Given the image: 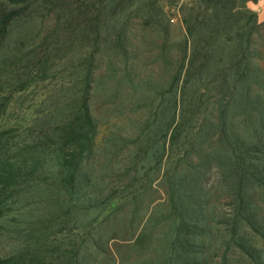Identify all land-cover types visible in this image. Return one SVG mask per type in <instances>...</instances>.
Returning a JSON list of instances; mask_svg holds the SVG:
<instances>
[{
  "label": "trees",
  "instance_id": "trees-1",
  "mask_svg": "<svg viewBox=\"0 0 264 264\" xmlns=\"http://www.w3.org/2000/svg\"><path fill=\"white\" fill-rule=\"evenodd\" d=\"M259 1L196 0L182 5L185 35L180 39L172 36L162 0L24 1L28 8L36 4L54 15L53 50L67 49L60 62L66 57L76 62L70 85L62 86L60 93L74 92L59 98L45 118L36 121L47 130L34 144L19 147L14 162L4 160L11 171L0 168L2 186L14 181L15 170L21 175L46 171L50 186H58L67 196V201L54 199L56 204L68 203L58 219L73 214L74 228L84 221L93 227V216L115 196L114 192L101 196V179L85 170L93 158L98 129L90 102L99 82L97 73L104 70L105 88L114 81L113 100L126 84L135 93L148 95L135 109H145L146 117L134 143L145 146L136 151L121 188L136 213L160 185L169 196V214L151 232L158 242L156 253L163 254L160 264H209L207 249L214 247L213 242L225 249L221 264H229L230 251L254 259L257 249L248 235L264 234V70L255 38L264 21L249 3ZM20 13L18 7L0 20V42ZM135 40L151 46L156 61L162 59L163 73L156 81L132 70L139 59L133 50ZM196 118L200 121L196 125L188 123ZM2 154L0 150V159ZM214 169L220 179L209 188ZM216 194L229 203L225 213L215 214L217 208L211 204ZM112 212L115 215L118 209ZM111 218H103L89 233L99 251L104 245L98 230ZM84 247H75L73 264H84Z\"/></svg>",
  "mask_w": 264,
  "mask_h": 264
},
{
  "label": "rangeland",
  "instance_id": "rangeland-1",
  "mask_svg": "<svg viewBox=\"0 0 264 264\" xmlns=\"http://www.w3.org/2000/svg\"><path fill=\"white\" fill-rule=\"evenodd\" d=\"M24 1L0 0V20L13 9L19 7L21 10L0 42V150L3 152L0 168L7 172L11 171V166L4 160L8 158L6 161L14 162L19 147L34 144L38 134L47 130V125L36 121L44 119L59 98L70 97L74 92L60 93L62 86L70 85L72 77L69 75L75 61L66 57L60 62L59 56L67 49L64 52L53 50L57 39L53 34L54 15L41 11L36 4H30L28 8ZM169 1L162 0V4L171 21L173 38L180 39L185 35L181 7L196 0H177L174 4ZM257 5L251 8L258 13L259 20L264 21V0ZM260 32L255 38L259 62L264 70V27ZM133 50L139 54V59L133 61L132 70L156 81L163 73L162 59L156 61L155 54L150 52L151 46H140L137 40ZM105 76L104 70L97 73L99 82L90 102V113L98 129L93 158L85 169L101 179L98 186L101 196L115 193L113 200L101 207L105 209L93 216L96 217L93 227L103 218L112 217L98 230H101L104 248L99 251L93 246L89 234L93 227L86 221L74 228L73 214L67 220L58 219L60 210L68 207L67 196L58 186H50L52 181L48 180L46 171H21L22 176L15 170L13 182L8 180L2 186L0 179V261L3 264H73L74 249L82 245L85 246L82 254L87 257L84 264H160L163 260V254L156 253L158 242L156 244L151 232H155L154 227H159L169 214L166 204L169 196L164 187L155 186L159 188L158 192H151L152 195L145 198L138 213L134 210L135 205L125 202L130 196L121 188L125 183L123 180L128 179L125 175L136 151L145 146L144 142L134 143L146 117L145 109H135L148 95L135 93L126 84L122 94L113 100L110 88L114 81H110L112 85L106 89L102 84ZM198 119L188 123L193 122L194 126L200 122ZM22 166L18 165L19 168ZM133 173L129 172L130 175ZM208 179L209 188L216 186L220 179L218 170L214 169ZM58 197L66 201L56 204L54 199ZM211 205L216 206L217 215L225 213L229 203L216 194ZM114 209H118L115 215ZM88 217L91 215L84 220ZM248 239L257 249L254 259L230 251L227 253L231 258L229 264H264V234L249 233ZM213 244L214 247L207 249L208 263L221 264L225 249L220 243Z\"/></svg>",
  "mask_w": 264,
  "mask_h": 264
},
{
  "label": "crops",
  "instance_id": "crops-1",
  "mask_svg": "<svg viewBox=\"0 0 264 264\" xmlns=\"http://www.w3.org/2000/svg\"><path fill=\"white\" fill-rule=\"evenodd\" d=\"M249 6L252 7V8H256L258 7L257 3H253V2H250L249 3ZM254 6V7H253Z\"/></svg>",
  "mask_w": 264,
  "mask_h": 264
}]
</instances>
